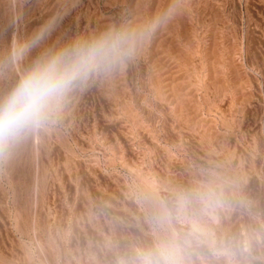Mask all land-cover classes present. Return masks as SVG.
<instances>
[{
	"label": "rangeland",
	"instance_id": "rangeland-1",
	"mask_svg": "<svg viewBox=\"0 0 264 264\" xmlns=\"http://www.w3.org/2000/svg\"><path fill=\"white\" fill-rule=\"evenodd\" d=\"M170 18L122 69L0 163V264H122L152 243L156 203L223 187L220 237L264 264V0H0L6 91L34 58L111 27Z\"/></svg>",
	"mask_w": 264,
	"mask_h": 264
},
{
	"label": "clouds",
	"instance_id": "clouds-1",
	"mask_svg": "<svg viewBox=\"0 0 264 264\" xmlns=\"http://www.w3.org/2000/svg\"><path fill=\"white\" fill-rule=\"evenodd\" d=\"M171 12L140 27L122 25L92 37H77L34 58L0 93V163L10 160L30 137L58 123L78 93L132 61ZM55 23L50 21L30 40L15 43L0 65V74L38 47ZM225 204L223 187L214 182L159 200L150 217L152 243L136 249L131 260L122 264H241L245 252L241 243L217 234L219 209Z\"/></svg>",
	"mask_w": 264,
	"mask_h": 264
}]
</instances>
